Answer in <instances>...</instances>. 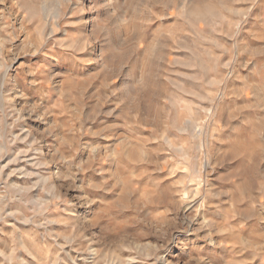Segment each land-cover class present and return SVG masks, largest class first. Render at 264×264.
Returning <instances> with one entry per match:
<instances>
[{"label": "rangeland", "instance_id": "rangeland-1", "mask_svg": "<svg viewBox=\"0 0 264 264\" xmlns=\"http://www.w3.org/2000/svg\"><path fill=\"white\" fill-rule=\"evenodd\" d=\"M0 264H264V0H0Z\"/></svg>", "mask_w": 264, "mask_h": 264}]
</instances>
